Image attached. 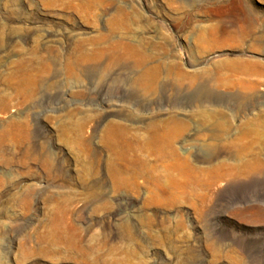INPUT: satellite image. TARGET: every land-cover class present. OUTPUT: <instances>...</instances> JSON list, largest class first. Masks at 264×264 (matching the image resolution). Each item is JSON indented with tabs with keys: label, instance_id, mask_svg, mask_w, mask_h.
<instances>
[{
	"label": "rangeland",
	"instance_id": "obj_1",
	"mask_svg": "<svg viewBox=\"0 0 264 264\" xmlns=\"http://www.w3.org/2000/svg\"><path fill=\"white\" fill-rule=\"evenodd\" d=\"M0 264H264V0H0Z\"/></svg>",
	"mask_w": 264,
	"mask_h": 264
}]
</instances>
